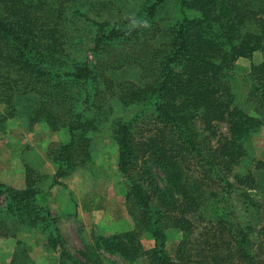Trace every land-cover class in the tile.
<instances>
[{
    "label": "trees",
    "instance_id": "trees-1",
    "mask_svg": "<svg viewBox=\"0 0 264 264\" xmlns=\"http://www.w3.org/2000/svg\"><path fill=\"white\" fill-rule=\"evenodd\" d=\"M83 1L0 0V100L8 113L3 117L14 115L20 103L31 123L44 121L52 130L66 127L70 139L54 156L57 183L90 156L89 133L96 126L85 112L94 89L103 87L124 106L139 105L138 113L114 130L118 168L128 185V199L138 209L130 212L135 228L100 244L131 261L146 256L149 264H259L254 249L264 263V218L257 228L242 223L231 199L237 186L257 187L256 173H264L263 160L243 175L233 173L264 120L238 107L230 86L235 61L264 52V0H179L180 16L171 38L157 46L152 44L157 25L148 29L143 22H150L165 0H152L132 26L75 10L76 19L93 28L89 39L69 30L76 22L65 15L70 6L85 5ZM125 43L142 46L126 57L139 64L150 81L113 85L103 77V63L110 60L102 55ZM72 46L85 54V60H68ZM247 78L252 99L264 107V60L251 65ZM148 108L153 115L148 133L133 141L135 122ZM196 121L205 136L200 137ZM220 123L226 124L227 133L219 132ZM154 167L173 188L168 196L155 180ZM39 191L29 173L24 189L0 182V200L7 201L5 207L0 201V211L24 227L48 220L60 264H103L95 250L90 256L83 253L84 262L71 256L51 213L35 204ZM240 191L247 207L259 206L246 190ZM91 199V194H84L80 205L91 208ZM165 228L182 233L169 247L173 256L164 247ZM143 229L154 240L150 249L141 250L138 236Z\"/></svg>",
    "mask_w": 264,
    "mask_h": 264
},
{
    "label": "rangeland",
    "instance_id": "rangeland-1",
    "mask_svg": "<svg viewBox=\"0 0 264 264\" xmlns=\"http://www.w3.org/2000/svg\"><path fill=\"white\" fill-rule=\"evenodd\" d=\"M151 1L84 0L85 5L81 4L79 7L73 5L65 10L66 17L76 22L70 23L72 29L69 27L68 29L84 39L92 36L93 28L82 19L77 20L76 18L79 17L74 15L75 10L87 12L99 20L109 21L118 26H132L143 17L144 8ZM178 1L165 0L156 15L145 26L151 29L153 24L159 29L152 40L153 45L157 46L170 40L180 16ZM112 47L114 48L111 53L102 55V59L110 60L103 63L101 69L103 77L110 79L113 85L123 82L139 85L150 81L144 71L142 72L140 65L129 61L126 57L127 54L137 52L142 47L139 43H125ZM69 56L68 60L72 59L75 62L85 60V54L73 46L69 49ZM89 58L92 59L91 53ZM113 58H117L118 62L112 61ZM263 60L264 52L261 50L255 51L249 58H238L233 66L234 74L230 78V86L235 104L245 112L262 117L264 120V109H262L264 107L252 99V87L247 78L251 65L259 64ZM86 107L85 116L93 118L96 126V129L89 133L90 156L67 175L57 178V183H54L57 167L54 156L58 154L61 145L69 141L68 130L66 127L52 130L44 121L31 123L28 120L29 114L20 110V103L14 115L4 118L3 112L6 115L8 113L5 112L4 104L0 100V182L12 189H24L26 173H29L34 185L40 189L35 196L36 206L51 213L54 218L52 222L60 232L64 247L79 262L86 260L83 253L90 256L92 250H95L100 254L103 264H149L146 256H139L131 261L116 252L108 251L100 244L105 238L121 236L135 228L134 218L130 212L136 213L138 209L133 204L132 198L128 199V185L118 168L119 150L114 130L116 124L128 121L138 113L140 107L122 105L101 86L91 93V101ZM78 110L79 107L76 111ZM70 116L71 113H67L66 120ZM143 116L135 122L133 134L136 138H132L133 141L143 139L137 137L147 134V128L153 121L150 108L145 110ZM217 127L219 132L227 133L225 123L217 124ZM195 128L200 131V137L206 135L199 121L195 122ZM262 160L264 161V124L254 131L245 154L234 167L233 173L243 175L249 169H254ZM193 163L192 161V166ZM191 171L192 174H197ZM256 174L257 187L249 189L245 186H237L231 194V199L242 223L257 228L264 218V173L259 170ZM153 175L158 186L166 190L168 196L173 188L166 182L163 172L158 167H154ZM240 190H246L259 206L247 207ZM84 194L92 195V206L89 209H84L80 205ZM179 196H175L177 202ZM0 201L1 207H5L7 204L5 198ZM159 203L162 204V201ZM18 223L12 221L10 214L3 215V211H0V264H60L59 248L55 245V249L50 241L48 220L37 222L30 227L17 225ZM163 232L166 245L164 247L167 253L172 255L173 252L169 247L181 239L182 233L173 228H165ZM138 239L142 246L141 250L150 249L154 245L151 234L144 229L139 233ZM96 242L99 244L94 248ZM253 252L259 264H264L260 263L261 256L255 249Z\"/></svg>",
    "mask_w": 264,
    "mask_h": 264
},
{
    "label": "clouds",
    "instance_id": "clouds-1",
    "mask_svg": "<svg viewBox=\"0 0 264 264\" xmlns=\"http://www.w3.org/2000/svg\"><path fill=\"white\" fill-rule=\"evenodd\" d=\"M144 23V26H147V22L145 21V22H143Z\"/></svg>",
    "mask_w": 264,
    "mask_h": 264
}]
</instances>
